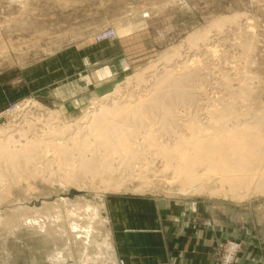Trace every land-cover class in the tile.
<instances>
[{"label": "rangeland", "instance_id": "374dc122", "mask_svg": "<svg viewBox=\"0 0 264 264\" xmlns=\"http://www.w3.org/2000/svg\"><path fill=\"white\" fill-rule=\"evenodd\" d=\"M217 21L222 25L213 26ZM110 28L115 29V36L97 39L99 32ZM251 35L255 40L249 54L252 62H247L240 53L238 41ZM190 36L195 38L193 42L188 39ZM176 47H180L181 54L166 64L169 67L175 64L176 69L184 64L199 65L203 74L196 83L202 97L197 101L199 106L176 109L183 118L198 107L203 117L208 106L212 109L211 104L232 101L222 80L228 72L235 86L244 79L252 82L256 100L264 104V0H0V126L19 122L16 114L20 113L17 106L21 103H40L46 111L55 112L56 123L62 124L73 123L85 115L94 101L110 103L114 96L116 99L131 90L142 93L145 85L137 86L135 82L123 83L121 92H113L117 84L148 65L157 63L158 68L166 65L161 61L162 54L174 53ZM196 57L200 60L198 63ZM101 71L106 72L104 77L99 76ZM85 81L90 82L89 86L81 88ZM57 87L62 88L56 90ZM109 94L107 100L101 99ZM153 168L160 170L156 171L157 178L152 174L154 186L142 191L132 186L126 190L104 191L93 189L89 184L90 189L86 187L89 178L83 180L79 176L78 184L59 176V182L37 181L35 190L40 194L30 195L22 203L42 207L47 201L65 210L60 201L65 198L80 204L90 203L100 218H108L110 222L106 224L96 223L100 231L98 238L101 236L105 243L101 248L95 244L90 246V255L99 254L96 260H89L90 264L123 261L126 264L127 256L119 249L118 259L113 262L115 244L118 247V240L123 238L129 239L128 246H132L135 242L142 243L145 237L141 227L132 224L130 227L129 213L131 216L142 214L138 220L146 225L152 221L154 239L159 236L161 241L167 238L164 227L171 222L193 221L205 228L217 225V232L222 235L213 242L212 256L218 264H237L245 253L264 255V195L238 202L207 193H174L169 186L172 172L163 170L160 159H156ZM127 176V184L138 182L133 176ZM148 214L151 218L144 220L143 216ZM81 222L86 223L85 218ZM174 236L182 237V233L175 230ZM64 243L60 239L55 244L52 239L25 229L0 230V264H80L76 245H72L65 263L48 259L55 247L65 248Z\"/></svg>", "mask_w": 264, "mask_h": 264}, {"label": "bare ground", "instance_id": "6f19581e", "mask_svg": "<svg viewBox=\"0 0 264 264\" xmlns=\"http://www.w3.org/2000/svg\"><path fill=\"white\" fill-rule=\"evenodd\" d=\"M220 21L212 25L218 27L222 25ZM253 36L241 37L239 45L235 43L247 62L251 61ZM188 39L195 40L193 36ZM180 51L176 47L174 53L162 54L161 61L166 64ZM157 65H148L128 77L117 84L113 93L121 92L123 83L130 82L137 86L144 84V92L127 90L116 99L114 96L110 103L94 101L85 115L73 123H56L58 115L46 111L38 102L18 104L20 113L15 118L19 122L0 126V230L25 229L52 239L55 244L64 239L65 248L55 247L48 259L65 263L72 245H76L80 264H90L89 260L92 262L99 255H90V246L101 248L105 243L101 236L98 238L100 231L96 223L106 224L110 222L108 218H100L90 203L80 204L65 198L60 199L65 210L47 201L42 207L23 203L30 195L40 194L35 190L37 181L59 182V176L78 184L79 176L83 180L89 178L86 187L90 184L93 189L104 191L126 190L130 186L136 191L152 188L153 175L157 178L159 170L153 168L156 159L162 161L164 171L172 172L169 186L174 193H207L238 202L264 195V104L256 100L252 82L244 79L235 86L227 71L222 80L232 101L221 99L222 102L211 104L209 100L213 107L208 106V112L205 108L203 117L198 107L195 113L193 109L186 111L183 118L177 107L183 106L184 110L197 107L198 99L202 98L196 84L203 77L201 68L193 64H184L180 69L175 64L161 68ZM109 96L101 99L107 100ZM127 175L138 182L127 184ZM82 218L86 223L81 222Z\"/></svg>", "mask_w": 264, "mask_h": 264}, {"label": "crops", "instance_id": "0c3cea01", "mask_svg": "<svg viewBox=\"0 0 264 264\" xmlns=\"http://www.w3.org/2000/svg\"><path fill=\"white\" fill-rule=\"evenodd\" d=\"M106 75L105 71L99 73L100 77ZM87 86H89V81ZM82 87L83 88V85ZM86 86V85H85ZM62 87H57L56 90ZM141 212V211H139ZM129 213V212H128ZM144 215L143 219L150 217ZM132 225L141 227V230L144 231L145 237L142 240V243H133L131 241H125L121 238L118 240L120 244L118 247L115 244V255L114 261L118 259V249L119 252L125 254L127 257L124 258L126 264H218L212 254V246L214 240H218L220 234L217 225H211L201 227L196 222H185V223H175L171 222L170 225H165L164 230L167 231V238L163 241L157 237L155 240L152 233V221L150 225L144 224V221L141 223L138 219H141L142 214H131L129 213ZM132 224V225H131ZM130 227H127L130 228ZM125 228V227H123ZM154 229V228H153ZM157 230V229H156ZM180 231L182 237H175L174 231ZM170 232L169 236L168 233ZM172 233V234H171ZM220 240V239H219ZM115 241V240H114ZM250 246V245H249ZM138 247V248H137ZM137 248V250H135ZM138 251V252H137ZM136 252V253H135ZM237 264H264V255L260 254H243L238 260Z\"/></svg>", "mask_w": 264, "mask_h": 264}, {"label": "built area", "instance_id": "2783aa9c", "mask_svg": "<svg viewBox=\"0 0 264 264\" xmlns=\"http://www.w3.org/2000/svg\"><path fill=\"white\" fill-rule=\"evenodd\" d=\"M115 34H116L115 29H114V28H110V29H107V30H105V31H101V32H99V33L96 35V37H97L98 40L101 41V40H105V39H110V38H112L113 36H115ZM228 258H230V257H228ZM228 260H230V259H228ZM121 264H125L124 261L121 262Z\"/></svg>", "mask_w": 264, "mask_h": 264}, {"label": "water", "instance_id": "95a60500", "mask_svg": "<svg viewBox=\"0 0 264 264\" xmlns=\"http://www.w3.org/2000/svg\"><path fill=\"white\" fill-rule=\"evenodd\" d=\"M91 87H92V85H91Z\"/></svg>", "mask_w": 264, "mask_h": 264}]
</instances>
